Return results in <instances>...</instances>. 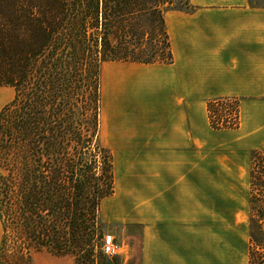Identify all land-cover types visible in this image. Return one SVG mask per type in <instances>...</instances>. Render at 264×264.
Segmentation results:
<instances>
[{"label":"trees","instance_id":"trees-1","mask_svg":"<svg viewBox=\"0 0 264 264\" xmlns=\"http://www.w3.org/2000/svg\"><path fill=\"white\" fill-rule=\"evenodd\" d=\"M190 5L189 0H0V85L14 88L0 110V254L3 209L15 199L32 246L48 245L54 253L76 248L79 262L90 258L88 231L101 199L112 191L108 158L99 174L95 158L83 160V148L98 144L100 67L108 61L172 63L165 14L189 11ZM218 100L207 101L212 127H218L212 114L218 120L226 115L224 107H214ZM72 145L77 155L70 154ZM100 153L106 157L104 148ZM253 174L252 168L250 178Z\"/></svg>","mask_w":264,"mask_h":264},{"label":"rangeland","instance_id":"rangeland-1","mask_svg":"<svg viewBox=\"0 0 264 264\" xmlns=\"http://www.w3.org/2000/svg\"><path fill=\"white\" fill-rule=\"evenodd\" d=\"M259 2L264 5V0ZM190 8L184 12L192 13L195 10L191 5ZM172 11L174 10H170ZM178 36L173 34L175 47L180 45ZM174 61L173 56L172 63ZM154 66L157 64L108 61L100 67L98 144L94 141L91 147L83 148L86 152L83 160L90 162L95 158L100 166L97 167L99 174L101 166L102 169L105 168L102 159L108 158L112 172V191L101 199L96 218L88 231L85 249L92 254L90 258L83 259L84 263L79 262L78 258L82 254L76 252V248L71 251L68 250L69 247H65L67 251L54 253L48 249V245L39 248L32 246L15 211V199H10L3 209L6 230L0 254L1 263L32 264L38 253L46 249L57 256L70 255L77 264H106L105 258H111L113 261L115 259V254L107 256L100 251L102 239L106 234L123 237L126 244L133 246L130 253L137 257L142 230L140 226L138 230L132 228L130 224L134 220L131 219H136L140 224L152 220L151 210L147 207L148 200L145 199L148 193L147 185H151L147 179L154 174V170L158 171L168 156L166 152L114 148L118 146L117 137L122 130L135 134L140 128H147L135 125L137 113L142 111V108L153 110V104L161 100L151 96L154 81L161 75L160 70L152 68ZM0 89L8 92V104L14 96V88L0 85ZM213 98H220L214 103V107H224L223 112L226 114L219 120L212 114L218 127H212L208 117L210 114L207 101ZM84 107L87 108L85 105ZM202 110L206 119L202 120L200 125L203 127L201 142L196 149L178 152V158L185 159L187 164L190 160L200 162L192 170L196 169L195 174L203 179L201 198L187 197L181 200V209L184 212L181 215L182 220L190 226L193 224L191 221L196 222V229L193 231L196 236L194 247L199 254L196 260L191 262L264 264V168L263 171L259 168L264 165V101L258 97L216 96L208 98L202 104ZM90 112L88 108V116ZM86 127L88 131L91 130L89 123ZM90 134L91 132H85L84 135L89 137ZM103 148L106 157L101 156L100 150ZM69 152L77 155L79 150L72 145ZM2 154L0 151V158H3ZM167 154L169 155L168 152ZM176 159L174 155L169 157L172 161ZM0 166L4 168L3 161ZM252 168L254 174L253 178H250ZM146 181L148 183H145ZM127 225L123 236L118 234L121 233L119 230Z\"/></svg>","mask_w":264,"mask_h":264},{"label":"crops","instance_id":"crops-1","mask_svg":"<svg viewBox=\"0 0 264 264\" xmlns=\"http://www.w3.org/2000/svg\"><path fill=\"white\" fill-rule=\"evenodd\" d=\"M189 3L195 9L192 13L174 10L165 14L175 61L152 67L160 70L161 75L154 81L151 96L161 100L153 104V110L142 108L136 112L135 122V125L147 128H140L135 134L122 130L118 133V146L114 148L166 152L168 158L163 160L164 168L159 166L158 171L154 170L147 179L151 185H147L145 199L148 200L152 220L140 224L131 219L134 221L130 226L137 230L140 226L142 230L137 257L130 253L133 249L131 244L113 234L120 247L114 261L105 258L106 264H192L191 260H196L199 254L194 247L196 222L191 221L193 224L190 226L182 220L181 200L201 198L203 179L195 174L196 169L192 170L199 161L190 160L187 164L185 159L178 158V152L196 149L201 142L203 127L200 125L206 119L202 104L208 98L237 95L258 97L264 101L262 2L189 0ZM174 33L179 35L178 47L173 42ZM7 95L8 92L0 89V110L7 102ZM170 155H174L176 161L169 160ZM127 227L120 229L118 234L123 236ZM130 234L132 237L133 232ZM2 236L0 220V243ZM32 264L77 262L70 255L57 256L44 249Z\"/></svg>","mask_w":264,"mask_h":264},{"label":"built area","instance_id":"built-area-1","mask_svg":"<svg viewBox=\"0 0 264 264\" xmlns=\"http://www.w3.org/2000/svg\"><path fill=\"white\" fill-rule=\"evenodd\" d=\"M119 245L111 234H106L100 246V251L103 255L112 256L118 252Z\"/></svg>","mask_w":264,"mask_h":264}]
</instances>
